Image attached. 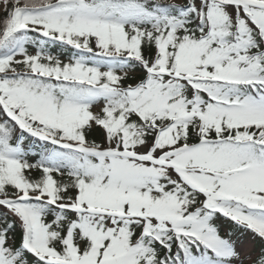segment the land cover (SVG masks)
I'll list each match as a JSON object with an SVG mask.
<instances>
[{"label": "snow or ice", "instance_id": "6c2138e0", "mask_svg": "<svg viewBox=\"0 0 264 264\" xmlns=\"http://www.w3.org/2000/svg\"><path fill=\"white\" fill-rule=\"evenodd\" d=\"M0 264H264V0H0Z\"/></svg>", "mask_w": 264, "mask_h": 264}]
</instances>
